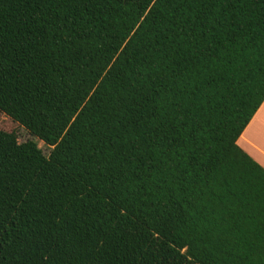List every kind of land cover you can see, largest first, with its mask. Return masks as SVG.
I'll return each mask as SVG.
<instances>
[{
	"label": "trees",
	"instance_id": "1",
	"mask_svg": "<svg viewBox=\"0 0 264 264\" xmlns=\"http://www.w3.org/2000/svg\"><path fill=\"white\" fill-rule=\"evenodd\" d=\"M264 0H0V264H264Z\"/></svg>",
	"mask_w": 264,
	"mask_h": 264
},
{
	"label": "crops",
	"instance_id": "2",
	"mask_svg": "<svg viewBox=\"0 0 264 264\" xmlns=\"http://www.w3.org/2000/svg\"><path fill=\"white\" fill-rule=\"evenodd\" d=\"M236 144L264 169V101L238 137Z\"/></svg>",
	"mask_w": 264,
	"mask_h": 264
},
{
	"label": "rangeland",
	"instance_id": "3",
	"mask_svg": "<svg viewBox=\"0 0 264 264\" xmlns=\"http://www.w3.org/2000/svg\"><path fill=\"white\" fill-rule=\"evenodd\" d=\"M0 130L13 132L15 133L18 142L23 143L26 141H33L37 144V147L42 151V153L47 156L50 152V148L44 145L41 141L32 137L23 127L14 124L10 120H8L5 116L0 114Z\"/></svg>",
	"mask_w": 264,
	"mask_h": 264
}]
</instances>
